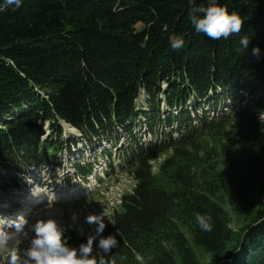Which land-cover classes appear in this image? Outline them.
Masks as SVG:
<instances>
[{
	"label": "trees",
	"instance_id": "16d2710c",
	"mask_svg": "<svg viewBox=\"0 0 264 264\" xmlns=\"http://www.w3.org/2000/svg\"><path fill=\"white\" fill-rule=\"evenodd\" d=\"M208 3L21 0L0 11V191L60 168L71 147L109 143L103 170L135 181L103 233L119 241L117 264H201L195 247L216 259L234 245L229 264H264V0H218L244 19L220 40L190 22L191 7ZM171 35L184 47L172 49ZM207 136L238 156L201 166L194 146ZM170 149L156 178L150 162ZM69 159L77 177L95 175L83 156ZM225 204L250 218L240 236ZM197 213L212 217L211 232Z\"/></svg>",
	"mask_w": 264,
	"mask_h": 264
},
{
	"label": "rangeland",
	"instance_id": "374dc122",
	"mask_svg": "<svg viewBox=\"0 0 264 264\" xmlns=\"http://www.w3.org/2000/svg\"><path fill=\"white\" fill-rule=\"evenodd\" d=\"M222 143L211 139L210 136L200 140L194 146L195 157L200 159L197 162L201 166L205 163L207 167L220 169L222 161L228 157L238 156V147L224 151L227 148L222 147ZM109 145V143L96 144L91 154L85 152L80 146L71 147L61 156L64 164L60 168L30 170L22 182V190H9L5 193L0 191V217L14 219L17 214H23L30 223H34L37 218L52 217L65 228V237L70 245L77 237L86 239L87 235L94 231L95 226L87 225L84 218L89 213L105 210V223H110L114 214L120 210L121 197L130 194L135 187V181L129 171L115 170L108 174L106 168L103 170V160L99 159V156ZM172 155L171 149L166 150L150 162L152 174L156 178L162 163ZM82 156L86 162L93 165L95 175L82 179L74 174L69 158L74 162ZM257 199L264 201V194H257ZM224 209L230 222L229 227L240 236L244 227L249 224L250 218L237 215L228 204L224 205ZM74 213L79 217L75 223L71 219ZM27 246L28 241L25 240L21 247ZM234 246L228 247L226 252L216 259L200 248L195 247L194 252L201 264L223 262L229 264L231 260H226L225 255L228 252L232 253ZM238 250L236 248V252ZM4 256L6 253L0 250V257Z\"/></svg>",
	"mask_w": 264,
	"mask_h": 264
},
{
	"label": "clouds",
	"instance_id": "9594fccd",
	"mask_svg": "<svg viewBox=\"0 0 264 264\" xmlns=\"http://www.w3.org/2000/svg\"><path fill=\"white\" fill-rule=\"evenodd\" d=\"M20 6L21 0H3L0 11L16 10ZM189 18L197 33H203L212 40L239 35L244 25L238 11L229 12L227 6L220 5L218 0H209L207 6H192ZM169 41L174 50L184 47L183 36L171 35ZM239 44L247 50L249 37H240ZM251 55L259 60L260 48L253 46ZM71 219L75 223L79 217L74 213ZM105 219V210L89 213L84 222L95 226L94 231L87 235L86 242L72 246L65 237V228L52 217L37 218L34 223H30L23 214H17L14 219L0 217V250L6 253L0 257V264H117V258L111 252L119 246V241L114 234L103 235L107 226ZM195 222L205 232H211L214 227L212 217L207 213H197ZM25 240L28 246L22 248ZM119 259L125 260L126 257Z\"/></svg>",
	"mask_w": 264,
	"mask_h": 264
},
{
	"label": "water",
	"instance_id": "95a60500",
	"mask_svg": "<svg viewBox=\"0 0 264 264\" xmlns=\"http://www.w3.org/2000/svg\"><path fill=\"white\" fill-rule=\"evenodd\" d=\"M68 131H70V129ZM71 133L77 134V131L76 130H71Z\"/></svg>",
	"mask_w": 264,
	"mask_h": 264
}]
</instances>
